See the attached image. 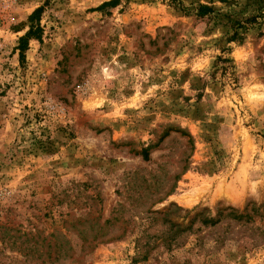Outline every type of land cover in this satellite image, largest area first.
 <instances>
[{"label":"rangeland","instance_id":"obj_1","mask_svg":"<svg viewBox=\"0 0 264 264\" xmlns=\"http://www.w3.org/2000/svg\"><path fill=\"white\" fill-rule=\"evenodd\" d=\"M107 1L0 0V264H264V0Z\"/></svg>","mask_w":264,"mask_h":264},{"label":"trees","instance_id":"obj_2","mask_svg":"<svg viewBox=\"0 0 264 264\" xmlns=\"http://www.w3.org/2000/svg\"><path fill=\"white\" fill-rule=\"evenodd\" d=\"M177 6L181 7V3L179 0H176ZM118 5V0H110L107 2H103L100 6L94 9V11L105 12L107 9L114 8ZM43 11V7L36 8L28 17H27V31L18 38L17 42V50H18V58L21 63L24 62V54L27 50L28 42L30 40H41L42 30L39 25L40 15ZM213 11L210 7L205 5H198L197 17L202 18L207 15L212 14ZM236 33L229 39V41H234L236 39Z\"/></svg>","mask_w":264,"mask_h":264}]
</instances>
